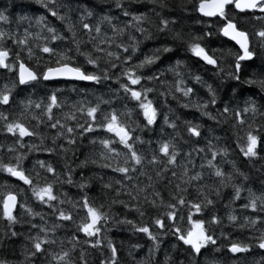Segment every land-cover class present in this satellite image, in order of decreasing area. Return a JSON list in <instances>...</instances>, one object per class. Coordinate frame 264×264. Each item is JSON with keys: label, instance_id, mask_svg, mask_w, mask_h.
I'll return each mask as SVG.
<instances>
[{"label": "trees", "instance_id": "16d2710c", "mask_svg": "<svg viewBox=\"0 0 264 264\" xmlns=\"http://www.w3.org/2000/svg\"><path fill=\"white\" fill-rule=\"evenodd\" d=\"M195 3L196 0H163L164 6L161 7L160 0H153V2L123 0V9L130 13L129 16H124L123 11L115 7L114 0H58L56 10L61 16L66 17L64 21H61L51 16L48 9L42 7L36 0H0V11L8 17L7 21H0V31L8 34L2 45L10 51L8 63H15L16 54L19 52L21 61L38 72L50 60L55 66L54 58L39 52L38 48H33V51L37 57L41 58L39 63L35 57L29 59L27 48L14 44L10 38L14 36L16 39H22L25 38V33L29 32L32 34L29 38V46L48 43L43 39H35L38 33L41 37L48 36L46 30L36 23L38 18L43 17L42 22L45 25L55 27L64 37L63 40L52 42L49 46L58 51L73 49L69 54L73 56L76 64L82 66L83 70L101 74L102 70L107 69L110 77L109 80H102L99 84L40 80L29 85H17L12 92L9 105H0V112L7 115L9 121L19 119L39 134L24 137L22 140L24 147H20L15 143L18 135L8 133L4 129V121L0 120V160L15 164L14 157L17 154L23 155L21 167L27 175L31 176L33 183L41 186L51 183L53 194L57 197L56 201L49 202L56 209L54 212L53 207L33 197L29 185L0 171V192L11 191L19 198L14 212L19 222L12 226V230L18 235L10 240L7 238L0 240V259L7 260L9 264H21L24 261V248L28 246L26 237L39 234L38 228L30 227L34 223L48 229V239L56 241L55 244L47 245V249L54 253L68 250L71 264L106 262L111 258V251L107 247L108 241H111L117 249V264H190L192 258L188 246L178 241L169 230V225L173 224L179 225L182 229L190 227L187 223L190 204L186 203L183 206L177 204L174 209L166 207L168 203H176L172 200V195L177 194L175 185L180 184L181 188H187L186 192L179 193L185 197L186 201L202 202L201 192H203L214 202L200 213L191 209L193 219L204 220L206 229L217 241L216 245H210L202 250L201 254L195 258L196 264H264V251L256 246V238L261 231H264V208L259 200H257L255 211L250 207H244L248 204L251 193L257 196L264 194V144L258 146V155L255 158L244 157L237 146L244 143L242 138L250 130L249 126L259 139L264 140V89L258 83H247L249 79L264 78V46L255 36V32L264 27V20L253 19V13L247 11L241 13L231 5L226 8L227 15L234 17L237 26L249 34L250 46L256 54L252 61L242 62L240 80L236 81L229 74L234 72L235 56L239 53L238 46L219 34L218 28L223 22L218 17L201 16L195 10ZM84 8L93 13L92 16L85 17L84 22L93 26L100 23L101 32L93 43L99 44L104 52H94L92 44L88 43L90 37H96L97 34L95 31L88 33L81 27L79 19L83 15ZM133 14L146 16L147 19L140 25L146 30L144 33L137 32L134 27L128 26ZM105 15L112 18L111 24L102 20ZM255 15L264 16L259 12ZM162 18L170 23L168 30L159 32V21ZM66 24L74 26L75 39L81 42V51L90 52L94 58L100 57L99 68L87 64L84 57L76 54L73 36L65 27ZM113 27L123 28L124 31L113 33ZM206 32H211L212 35L205 36ZM176 33H180L181 38L176 39ZM193 37H202L199 43L209 54L215 56L218 61L217 67L206 65L192 55L188 50V42H191ZM100 40L104 43H99ZM134 42L137 50L132 53L131 47ZM118 44L122 47L117 48ZM123 47H127L129 51L124 52ZM164 47L170 48L171 51L163 52ZM156 49L161 51L156 52ZM213 50L216 51L213 52ZM108 51L114 52L120 59L108 58L106 56ZM129 55L132 59L124 64L125 57ZM151 55L159 58L150 65L136 69V72L142 76L141 84L131 86L136 90L142 87L154 90L148 94V98L153 101V106L157 109V120L152 126L146 127V121L137 102L131 100L129 95L119 89L116 78L119 76L120 82L127 83L122 75L123 69L131 68L145 56ZM109 59L117 65L116 68L110 66L107 62ZM169 68H174L181 73V76L177 77L174 72L168 71ZM17 71L18 67H14L12 72L0 69V89H3L6 84L11 86L16 81ZM154 75L159 78L147 79ZM193 75L201 77L199 83L192 79ZM177 79H182L184 86L193 88V93L184 97L181 93L175 92ZM209 85L216 96L215 105L210 103L211 97L207 87ZM53 92L56 93L61 107L53 109L51 122L59 119L61 123L74 129L77 123L85 124L88 118L86 114L76 111L73 105L78 107L82 103L86 108L96 105L101 100L108 101V103H99L96 123L101 122L103 114L115 110L120 121L128 126L130 133L141 137L145 143L136 144V148L146 158L143 166L144 175H141L139 171H130L129 175L132 179L124 180L122 174L113 172L111 168L100 166L105 161L100 159L103 149L98 143L99 139L110 138L114 141L112 146L117 151L122 154L126 151L112 133L97 128L92 133H84L80 136V129H76L74 144L68 145L63 137L53 144L52 138L55 133L62 131L59 126L57 129L48 127L47 124L50 122L39 109L32 108L28 113L21 115V101L30 98L34 102L47 103V97ZM161 92L165 95L161 96ZM249 102L255 104L257 111L255 113L249 111L245 114L243 109ZM204 103H207V108L202 111L197 110L195 105ZM185 104L188 107H184ZM225 106L229 108L226 114L223 113ZM236 111L241 112V119L245 121L243 125L236 121L234 115ZM203 112L209 113L212 118L204 115ZM73 113L76 119L68 120L66 114ZM33 115L41 121L39 126H37V120L32 119ZM164 115L169 117L170 122L176 124L175 131L164 123ZM186 122L199 126L201 133L199 137L191 136L186 131ZM172 137H175L174 142L179 152L176 165L168 166L169 170L163 172L161 177H157L156 171L161 166L150 165L147 160L150 159L152 150L156 148V141ZM93 140L97 143H92ZM149 141L152 143L149 144ZM61 145L68 151H61ZM209 146L213 151L226 150V155H218L213 163L225 173L226 177L229 174L233 176L231 182L222 185L220 179L213 174L214 169L208 167L207 161L211 159ZM9 147L14 148L15 152H9L7 150ZM46 149L54 150L49 152ZM196 149H203V151L198 152ZM92 160L96 163H92ZM118 160L122 163L123 156L112 157L113 166ZM37 161L51 164L55 173L46 172L40 168ZM84 161L87 162L82 163ZM185 167L189 170L187 176L183 175ZM172 171H176L177 177L172 176ZM196 172L202 174L200 180L191 181L189 184L182 183V180H188L189 176ZM37 173H39L38 176ZM69 176L72 179L71 184L67 183ZM117 180L121 181L123 187L116 183ZM170 180L172 183H169ZM81 184L85 185L83 189L80 187ZM105 184H111V187L105 188ZM133 184L137 187L133 188ZM234 186L241 188L238 199L235 198ZM139 188H144L145 191L139 193L137 199L133 201L127 193L132 192L133 195H137ZM154 193H159L160 198L157 199ZM84 196H87L94 206H103L101 210L108 215V220L99 224L101 244L95 248L91 246L94 243L93 237H86L77 231V224L86 216V211L81 206ZM145 196L154 199L157 207H152L145 200ZM121 200L129 207L125 208L122 204L113 202ZM20 203L39 215L29 216L19 207ZM135 208H139L145 215L141 217ZM60 210L70 213L73 220H58ZM167 211L175 212L173 221H167L165 217V228L162 230L152 225L155 217ZM213 214L219 218L220 222L209 225L207 221ZM230 214L235 215L237 220L229 221ZM245 217L249 222L245 221ZM123 219L132 220L138 226L150 225V230L157 237L155 244L145 234L135 232L132 225L115 223ZM251 220H255L256 223L251 224ZM6 230L7 222L0 219V235ZM73 236L76 238L75 241L71 240ZM233 241L249 244L251 246L249 252L230 253L228 246ZM216 248L219 251L213 250ZM81 253H83V261ZM36 264H47V259L37 260Z\"/></svg>", "mask_w": 264, "mask_h": 264}, {"label": "snow or ice", "instance_id": "6c2138e0", "mask_svg": "<svg viewBox=\"0 0 264 264\" xmlns=\"http://www.w3.org/2000/svg\"><path fill=\"white\" fill-rule=\"evenodd\" d=\"M42 7L48 9L51 16L55 17L58 20L64 21L66 19L65 16H61L59 12L56 10L58 6V0H36ZM153 2V0H150ZM115 7L117 9H121L123 11L124 16H129L130 13L123 9V0H114ZM161 7L164 6L163 0H160ZM233 6L236 10L243 13L245 11L253 13V19L256 20H264V16H256L255 13L259 12L264 14V0H196L195 10L198 11L203 17H218L220 21H222V26L218 28V32L221 36L226 37L228 40L233 41L239 47V53L235 56L234 63V72L230 73L232 79L239 81L240 80V72L242 70V62L252 61L255 57V52L252 50L250 46L249 34L245 30H241L237 26V22L234 17H229L225 11L226 6ZM83 15L80 16L79 22L81 27L88 33L95 31L97 34L96 37H90L88 43L92 44L94 52H104V49L99 47V44L93 43L94 40H97L99 34L101 32L100 23L90 25L89 23L84 22L85 17L92 16V12L84 8ZM146 16L144 14L131 16V22L129 23V27H134L137 32L144 33L146 30L140 27L141 23L146 20ZM8 17L5 16L4 12L0 11V21H7ZM103 21L111 24L112 18L110 16L105 15L102 18ZM43 17L38 18L36 23L40 25L42 28L46 30L48 36L41 37L38 33L35 36L36 40H45L48 43L43 45H31L29 46V38H31L32 34L29 32L25 33V38L16 39L14 36H11L12 42L14 44L25 46L27 48V56L29 59L36 58L37 63H39L40 57H37L33 51V48H38L39 52L46 53L49 57L54 58L55 66H53L52 61L50 60L47 64H45L44 68L41 71H36L25 65L20 59V53L17 52L15 57V63H8V58L10 55V51L3 47V41L7 33L4 31H0V69H5L8 72H12L14 67H18V71L16 72L17 79L13 82L11 86L5 85L3 89H0V105H9L10 98L12 96L13 90L17 87V85H29L32 82H37L40 80L43 81H52L56 79H65V80H76V81H87L94 82L99 84L102 80H109V74L107 69L101 71V74H96L94 72H87L82 69L81 65H78L74 62L73 56L70 55L73 49L69 48L67 50L58 51L56 48L49 46L50 43L61 41L64 39L63 36L59 34L57 29L52 26H47L43 22ZM170 21L167 19H160L158 31L164 32L168 30ZM174 23V21L172 22ZM65 27L69 32L72 33L73 43L75 44V52L79 56L84 57V60L87 64L92 65L94 68H99V59L100 57H93L90 52L81 51L80 41L75 39V31L74 26L71 24H66ZM113 33H122L124 31L123 28H112ZM205 36H211V32L204 33ZM255 36H257L262 46H264V27H262L259 31L255 32ZM176 39L181 38L180 33H176ZM202 37H193L191 42H188V50L192 53L193 56L198 57L201 61H203L206 65H210L213 68L217 67L218 61L213 54H209L204 46L199 43V40ZM99 43H104L103 40H100ZM117 48H121L122 45H116ZM135 42L131 47V52H136ZM124 52H128L129 49L127 47H123ZM161 49H156V52H160ZM163 52L171 51L170 48L164 47L162 49ZM216 50H213L215 52ZM108 58L115 57L116 60H119L120 57L116 55L114 52L108 51L106 53ZM159 57L156 55L145 56L143 60L139 63L133 65L131 68H124L122 75L126 78L127 83L120 82L119 76L116 78V83L119 84V89L122 90L125 94L130 96V99L137 102L138 108L141 110L144 120L146 121V127L152 126L157 120V109L153 106V101L148 98V94L153 92L152 88L142 87L140 90H136L131 86L140 85L142 76L136 72V69H141L147 65H150L155 62ZM132 59V56H126L124 59V64H127L129 60ZM112 68H116L117 65L112 62L110 59L107 61ZM179 64V62H177ZM168 71L174 72L177 77L181 76L180 72L175 71L174 68H169ZM159 77L149 76L148 80H155ZM192 79L199 83L201 77L199 75H193ZM249 84L258 83L262 89H264V78L256 80L249 79L247 81ZM208 93L211 97L210 103L212 105L216 104V96L212 87L209 85ZM193 88L184 86V81L182 79H177L175 81V92L181 93L184 97H188L193 93ZM171 94V93H169ZM161 96L165 95V93L161 92ZM22 113H28L30 109L35 108L41 110L43 115H46L48 121L50 123L47 124L48 127L52 129H59L62 131H57L55 136L52 138L53 144L56 143L57 139L61 137L65 138L68 145H72L76 142L74 132L76 129H80L79 135L83 136L84 133H92L97 128L103 129L108 133H112L115 138H117L118 143L123 146V149L126 151L122 154L117 151L115 147H113L114 141L110 138H101L98 143L102 146L103 151L100 153V159L105 161L101 167L111 168V170L115 173L122 174L124 180H131L132 177L129 175V172H137L139 171L141 175H144L143 166L145 163V155L139 152L136 148V144L145 143L140 136H133L128 129V126L125 125L122 121H120L118 114L115 110L110 111L106 114H103L102 120L100 123H96L97 121V113L99 112V103H108V101L101 100L96 105H90L85 108V106L81 103L77 107L73 105L76 111H79L81 114H86L88 120L85 121V124H76V128L66 126L61 123L59 119L55 122L52 121V112L54 108H60L61 104L58 101L57 95L53 92L51 95L47 97V103L44 102H34L30 98L26 101H21ZM184 107H188L187 104L183 105ZM197 110L202 111L207 108V103L195 105ZM249 111L255 113L257 108L254 103L249 102L246 107L243 109V112L246 114ZM229 108L225 106L223 108V113H228ZM204 115H209V118H212L211 115L207 112H203ZM236 121L243 125L245 121L241 119V112L236 111L234 113ZM68 120H75V114L68 115L66 114ZM33 120H37V126L41 123L39 118L35 115L32 116ZM0 120L4 121V129L13 134L14 136L18 135L15 143L20 147H24L22 140L24 137H33L38 136V132L33 128L30 129L26 124L19 120L14 119L9 121L8 116L4 113L0 112ZM164 123L168 128L176 130V124L174 122L169 121V117L164 115L163 117ZM91 121V122H89ZM250 130L247 131L242 138L244 140L243 144H238L237 146L240 149V152L246 158H255L258 155L257 148L259 145L264 144V140L258 138L254 131L251 130V126H249ZM186 131L191 134V136L199 137L200 131L198 125H192L191 122H186ZM175 137H172L167 140H158L156 141V148L152 150L150 159L147 160V163L153 166H161L158 171H156V176L161 177L163 172L169 170L168 166H175L177 161V156L179 152L177 151L176 143L174 142ZM92 143H97L96 140L91 141ZM149 144L152 142L149 141ZM9 152H15L14 148L9 147L7 149ZM54 149H46V151H53ZM61 151H68V149L64 148L61 145ZM196 151H203V149H196ZM209 152L211 153V159L207 161L208 167L214 169V175L220 179L221 184H225L226 182H231L233 176L229 174L227 177L225 173L217 167L213 161L216 159L218 155L224 156L226 155V150L213 151L211 146H209ZM123 156L122 163L118 160L115 166L112 164V157H121ZM15 164L9 161L8 163H4L0 160V171L7 173L9 176L16 178L19 181H22L25 185L30 186V190L32 192L33 197L38 199L41 203H46L49 207H53V205L49 202L56 201L57 197L53 194V185L51 183H45L44 185H39L38 183L34 184L30 175L25 173V170L21 167L23 155L17 154L15 157ZM84 161L82 163H86ZM92 163H96L95 160L91 161ZM40 168L44 169L48 173H55V169L51 164H46L44 161H37ZM188 168L185 167L183 169V175H188ZM39 173H37V176ZM238 175H243L242 173H238ZM172 176L177 177L176 171H172ZM202 178V174L200 172H196L194 175L189 176L188 180H182V183L189 184L191 181H198ZM246 179V177H245ZM151 180V177H149ZM67 183L71 184L72 179L69 176ZM117 184H121L120 180L116 181ZM169 183H172L170 180ZM123 187V185L121 184ZM81 189L85 187L84 184L80 185ZM105 188H110L111 184H105ZM133 188L137 186L135 184L132 185ZM176 195H172V200L176 203H168L166 207L168 209H174L177 204L183 206L186 203L190 204V211L187 217V223L190 227L186 229H182L179 225L173 224L169 225V230L176 237V239L182 242L183 245L188 246L189 252L191 254L190 264H196L195 258L198 257L203 249H206L208 246H214L217 244L216 239L213 234H211L205 227V221L202 219H193L191 209H194L196 213L202 212V210L212 205L213 200L209 199L206 195L201 192V196L203 197L202 202L195 203L186 201L183 195H179L181 192H186L187 188H181L180 184L175 185ZM235 190V198L240 197L241 188L234 186ZM144 188H139L137 190V195H133L132 192H128L127 195L131 197L133 201L137 199L139 193L144 192ZM219 193L217 192V195ZM117 195H119V191H117ZM157 199L160 198L159 193H154ZM145 200L148 201L152 205V207H157L156 201L154 199H149V197L145 196ZM257 200L261 201V206L264 208V194L257 196L254 193L250 194L248 204L244 205V207H250L252 210H256L257 208ZM114 203H120L125 208H128L129 205L124 201H113ZM17 196L11 191L0 192V219L7 222V230L0 235V240L5 238L11 239L17 237L18 233L12 230V226L18 223V218L14 215L13 210L17 207ZM76 207V205H73ZM82 209L86 211V216L77 224V231L83 233L86 237H93L94 243L91 244L93 248L98 247L101 244L100 240V232L101 228L99 224L103 221L108 220V215L105 211H102L101 207H96L91 204L88 200L87 196L82 198ZM21 209H24L25 212L29 215H39V213H33L31 209H27L23 203L19 204ZM135 210L142 217L145 215L143 211L139 208H135ZM53 211L56 209L53 207ZM174 211H167L166 213H162L161 216L155 217L152 220V225H154L158 229L165 228V217L167 221H173L175 219ZM43 219V217H41ZM58 220L61 221H72L73 217L70 213H66L63 210L59 211ZM229 221H236L237 217L235 215L228 216ZM245 221H248V218L245 217ZM219 218L216 215H212L210 220L207 221V224L214 225L218 224ZM115 223L120 224H128L132 225V228L135 232L143 233L147 236V238L155 244L156 235L150 230V225L142 224L136 225L132 220H118ZM251 224H255V220L250 221ZM58 226V225H57ZM31 228L37 229V235H29L26 237L28 241V246L24 248V261L21 264H36L37 260L43 261L47 259V264H71L70 253L68 250H61L60 253H54L47 249V245L55 244V240L48 239V229L43 226H37L36 224H31ZM43 234V235H40ZM75 236L71 237L72 241H75ZM257 243L256 246L259 249H264V231H261L259 237L256 238ZM139 245H137L138 247ZM107 247L111 251V258L106 262L101 261V264H117V249L113 246L111 241L107 242ZM250 245L247 243L233 241L228 246V251L233 254L237 253H246L250 250ZM214 251H219L218 248L213 249ZM151 251V249H150ZM81 260L83 261V253H81ZM0 264H9L7 260L0 259Z\"/></svg>", "mask_w": 264, "mask_h": 264}, {"label": "water", "instance_id": "95a60500", "mask_svg": "<svg viewBox=\"0 0 264 264\" xmlns=\"http://www.w3.org/2000/svg\"><path fill=\"white\" fill-rule=\"evenodd\" d=\"M230 6V5H229ZM228 6H226V8H227ZM235 9V8H234ZM225 11H226V9H225ZM238 11V10H237ZM207 18H209V17H207ZM213 18V17H212ZM239 28V27H238ZM242 30V29H241ZM247 32V31H246ZM226 38V37H225ZM249 39H250V37H249ZM233 42V41H232ZM234 43V42H233ZM238 46V45H237ZM239 48V47H238ZM25 65L26 66H28L26 63H25ZM29 67V66H28ZM60 80H65V79H56V80H52V81H60ZM67 81H75V82H85V83H91V82H87V81H76V80H67ZM15 194V193H14ZM16 196H17V201H18V203H19V198H18V195L17 194H15ZM18 203H17V206H18ZM16 209H17V207L13 210V213L16 211ZM263 251H264V249H262Z\"/></svg>", "mask_w": 264, "mask_h": 264}]
</instances>
